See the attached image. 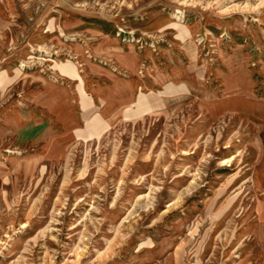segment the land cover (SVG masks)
<instances>
[{
  "label": "rangeland",
  "instance_id": "1",
  "mask_svg": "<svg viewBox=\"0 0 264 264\" xmlns=\"http://www.w3.org/2000/svg\"><path fill=\"white\" fill-rule=\"evenodd\" d=\"M109 49L146 106L71 135L45 83ZM261 215L264 0H0V264H263Z\"/></svg>",
  "mask_w": 264,
  "mask_h": 264
},
{
  "label": "crops",
  "instance_id": "2",
  "mask_svg": "<svg viewBox=\"0 0 264 264\" xmlns=\"http://www.w3.org/2000/svg\"><path fill=\"white\" fill-rule=\"evenodd\" d=\"M106 55L113 62V66L109 68L97 63L90 66L87 62L82 65L74 61H57L54 69L66 83L56 84L52 81L45 83L46 90L42 93L45 92L46 105L56 113L62 111V120L66 122L71 135L97 137V131L103 130L115 117L122 115L133 118L134 113L146 106L144 88L136 78L140 64L138 54L131 50L109 49ZM84 68L88 71L87 74H84ZM118 69L120 71H117ZM92 71H94L92 76L96 77L94 80L90 78ZM97 75H100L99 79ZM190 86L199 89L196 80L192 81ZM182 88L183 84L178 85L174 81L167 86V94L181 96ZM73 98L76 110L73 108ZM35 100L38 103L37 97ZM138 101L141 108L135 109V103ZM162 102L164 103V98ZM34 140L36 141L37 137ZM261 217V227L257 228L256 233L264 264V215Z\"/></svg>",
  "mask_w": 264,
  "mask_h": 264
}]
</instances>
